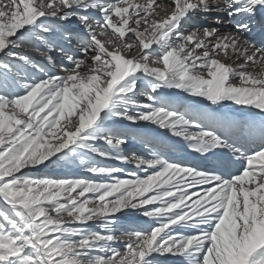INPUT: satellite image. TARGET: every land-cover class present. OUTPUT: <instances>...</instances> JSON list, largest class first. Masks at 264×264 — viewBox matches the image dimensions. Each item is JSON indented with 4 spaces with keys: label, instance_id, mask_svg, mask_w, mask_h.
Wrapping results in <instances>:
<instances>
[{
    "label": "snow or ice",
    "instance_id": "obj_1",
    "mask_svg": "<svg viewBox=\"0 0 264 264\" xmlns=\"http://www.w3.org/2000/svg\"><path fill=\"white\" fill-rule=\"evenodd\" d=\"M93 11L102 16L95 26ZM262 11L264 0H0V264H158L166 254L181 264H264V46L247 38ZM201 14L234 33L207 26L185 33ZM73 18L87 33L83 56L59 48L71 66L49 74L24 50L55 65V23ZM229 54L237 63L217 58ZM163 89L261 118L181 110ZM125 121L182 137L205 159L230 154L242 171L225 178L170 161L166 146L149 138L150 155H125L132 133L109 126ZM88 153L152 171L105 182L123 169ZM77 161L100 179L22 172ZM123 209L142 210L153 226L118 235L119 218L110 217ZM121 235L124 251L113 246Z\"/></svg>",
    "mask_w": 264,
    "mask_h": 264
},
{
    "label": "rangeland",
    "instance_id": "obj_2",
    "mask_svg": "<svg viewBox=\"0 0 264 264\" xmlns=\"http://www.w3.org/2000/svg\"><path fill=\"white\" fill-rule=\"evenodd\" d=\"M44 3H48V0H44ZM57 3H58V0H57ZM94 14V13H93ZM161 15V13H160ZM95 16H97V19H93V22L95 23L97 20H100L102 21V16H98L95 14ZM70 25H74L75 27H80L81 31L83 29H85L82 25L79 24V22L73 18L72 22ZM203 27H206V26H203ZM203 27H200V26H195V28H200L202 29ZM209 27V26H207ZM226 28V26H221L219 27V31L220 29H224ZM193 30V29H192ZM81 34V33H80ZM131 35V34H129ZM81 36V35H79ZM100 38H103L102 41H106L107 39H109V37H99ZM74 40L71 41V43H67L71 46H73L72 48H76V51H78V49L80 48V43L78 40H75V38H73ZM127 39V42H129L130 44L131 43H134V39H129V38H125ZM54 42H59L60 40L54 38L53 39ZM73 44V45H72ZM109 50L111 51V47H109ZM56 52V51H55ZM72 51H68V54H70ZM24 54L28 55L35 63H37L38 65H40L41 67H43L45 69L46 72H48L49 74H54V75H58V71L55 72V70L51 69H48V65L47 63H49V61L46 59V57L40 55L39 53L31 50V49H26L24 50ZM137 54H140L139 51H136V52H132L131 54H125L126 56H128L129 58H131L133 55H137ZM152 59V58H151ZM229 59H234L231 54H229V56L226 58V63H228V60ZM153 67H162V65H159V64H153L152 65ZM60 74V72H59ZM36 75H42V74H39V73H36ZM62 75V74H61ZM239 83V82H238ZM168 93L170 94V96H168ZM161 95H166L167 97H171V94L174 95V92L170 91L168 92L167 89H163L161 90ZM186 94V93H184ZM169 99H172V98H169ZM141 100L143 102H147L144 98H141ZM169 101V100H168ZM109 126L110 127H121V126H129V129H131L132 126L134 125H129V122L125 121L123 122V125H114L112 124V122H109ZM137 127V126H135ZM139 128H142V129H148V128H151L149 129L150 131V134L152 133H155V134H161L163 131L162 129H158L155 125H147V126H141ZM127 130V129H126ZM157 131V132H155ZM158 131H162L161 133H158ZM129 132L132 133L131 135V138L129 139L128 141V144L127 146H125V155H129L131 154L132 152H135L137 154L138 151H141V152H145L146 151V145L144 143V139L145 138H149V139H153L147 135H145L144 133H140V131H130ZM135 143L137 145H135ZM98 146L99 147H102L103 149H108V145H106L103 141H99L97 142ZM129 145V146H128ZM166 150L167 151H173L174 147L173 146H170V144L166 145ZM178 148V146L176 147V149ZM58 155H61V154H58ZM89 156V158H92L95 160V162L97 164H99L100 166H104V167H116V168H121L123 169L122 172H119V173H116L114 175V177H104L103 180L105 182H112L113 179H133V177H130V176H127L129 174L131 175H139L142 177V174L144 171V169H140L139 168V172H134V170H136V168H138L134 163H126V162H122V161H119V160H115V159H107V158H103V157H99V156H95L94 154H90L88 153L87 154ZM150 155V153H149ZM53 159H55V157H53ZM47 163V162H46ZM135 168V169H134ZM138 170V169H137ZM23 173H26L32 177H36V178H51V179H77V178H82V179H100V177H98L96 174H93V173H90L87 171V169L82 166L78 161L75 162V163H67V164H61V165H50L49 167H44L43 165H40L38 166L37 168H30V169H23L22 170ZM132 172V173H131ZM134 173V174H133ZM74 195V194H73ZM89 197L92 196L91 193L87 194ZM118 195V194H117ZM116 197L113 196V197H109V200H114ZM147 207H151V206H147ZM125 209H123L120 213H115L113 214V216H111L110 218L112 219H115V218H119L118 220V225L117 226H125V222L124 221H127L128 224L130 225V227H125L123 229H127V228H131L130 230L132 229H140V228H148V227H151L153 226V222L150 220V218L148 217H144L142 215V211H140L139 213L138 212H133V211H129V212H124ZM132 210V209H131ZM93 222H89L92 230H96V231H103L101 228H100V225L99 223H94V225L92 224ZM125 224V225H123ZM75 226H78V225H75ZM130 230H126V231H130ZM118 233H123V232H118ZM117 233V234H118ZM124 237H127L126 235H123ZM122 235L120 237H123ZM97 254H100V253H97Z\"/></svg>",
    "mask_w": 264,
    "mask_h": 264
},
{
    "label": "bare ground",
    "instance_id": "obj_3",
    "mask_svg": "<svg viewBox=\"0 0 264 264\" xmlns=\"http://www.w3.org/2000/svg\"><path fill=\"white\" fill-rule=\"evenodd\" d=\"M160 2H164V0H158V3H160ZM168 2H170V0H168ZM94 13V14H93ZM95 14L97 15V12H95V11H93V12H90V15L93 17V19H97V16H95ZM165 15V13L164 12H161V17H163ZM204 15H206V14H204ZM215 15V14H214ZM98 16H101V14H99ZM200 16V15H199ZM199 16H197V17H199ZM196 17H194L193 19H195ZM221 18H225V16H224V14H221ZM192 19V20H193ZM209 20L208 21H201L200 23L199 22H197V23H195V24H193V28H190V22L191 23H194L192 20L191 21H189L188 22V24H185L184 26H183V30L185 31V33H187V32H189V31H191L192 29H194L195 28V26L197 27V26H200V27H203V26H209L210 28L211 27H221L222 25L223 26H226V28H224V29H220V35H226V34H230V33H234V31H235V29H234V26L233 25H231V24H228V23H225V24H220V25H218V26H214L215 24H213V22H212V19L213 18H211V17H209L208 18ZM196 21H200V20H196ZM62 22H65V21H62ZM67 23V22H66ZM69 23V25L71 24V22H68ZM93 25L95 26V23L93 22ZM72 27H70L69 29V32L71 33L74 29H76V31H81V29H80V27H75L74 25H71ZM81 35L83 36L82 38H81V40H79V43H80V48L78 49V51H74L73 49H76V48H73L71 51V55H73V56H75V57H78V58H82V56H83V53H82V51H81V49H82V41L83 40H85L86 38H87V33H86V31H85V29H83L81 32ZM73 35V37H76V35H75V33H73L72 34ZM102 37V36H101ZM99 38V37H98ZM248 39H250V40H252L254 43H256L258 46H264V32H262V31H258V27L255 25V24H253V30H252V32L248 35V37H247ZM101 40H103V38H100ZM126 40V42H127V39H125ZM71 41L72 40H67V42L68 43H71ZM127 43H129V42H127ZM73 45V44H72ZM73 46H71V48H72ZM154 48L156 47V46H153ZM149 51H151V50H149ZM67 54H68V51H65ZM132 52H127V51H125V53L124 54H131ZM52 55H53V58L54 59H56V60H59L60 61V59L58 58V54H54V52L52 53ZM140 54H137V55H135V56H139ZM228 57V56H227ZM226 56H223V55H221V56H219V57H217L218 59H221L223 62H225L226 63V58H227ZM150 60H151V57H150ZM228 63H233V64H235V63H237V61H235L234 59H229L228 60ZM60 65H64V66H71L70 65V63H67L66 62V64H62V63H60ZM153 65V64H152ZM257 71H259V69H257ZM58 75H61L62 73L60 72V74H59V72L57 73ZM203 74V73H202ZM237 83L239 82V81H236ZM177 101H180V99H178L177 98ZM191 104L192 105H194V106H196V105H201V106H198L197 107V112L196 113H200V112H205V111H211V110H214V111H216L217 112V114L219 113V111H220V109H218L216 106H212V105H209L210 104V102H208V101H201V100H193V101H191ZM176 106L177 107H179V108H182V107H185V108H187V106L185 105V106H183V105H178V104H176ZM181 110H184V109H181ZM190 110V109H189ZM191 111V110H190ZM192 112V111H191ZM194 113V112H193ZM141 127V126H140ZM145 129V128H144ZM149 129H151V128H148L147 130H149ZM162 131H163V136H165V137H167L168 139H170V140H172V141H174V142H176V144L177 145H179L180 146V148H181V150H182V153H183V155H182V158H183V161H181V162H179V163H181V164H184V165H188V166H197L198 165V167L200 166L198 163H202L201 162V154H199V153H196V152H193L192 151V149L189 147V145H188V143L186 142V141H184L183 140V138L182 137H175L171 132H167L166 130H163L162 129ZM129 146V145H128ZM133 153V152H132ZM141 154V153H140ZM174 162H177V161H174ZM238 162V166L240 167V169H241V171H242V164L239 162V161H237ZM201 167H203L202 168V170H206V171H214V172H217L218 174H220V175H223L225 178H231L232 176H233V171H232V169H231V166L229 165V164H227L225 161L224 162H222L221 164H219V165H204V166H200L199 168H201ZM139 168L140 167H138V168H136V169H138V171L137 170H134V172H138L139 174H140V172H141V170H140V172H139ZM135 169V168H134ZM141 169V168H140ZM143 169V168H142ZM144 172L143 173H141L142 174V177H144L145 175H149V174H151V169H149L147 172H145V170H143ZM132 173V172H131ZM134 174V173H133ZM140 174V175H141ZM127 176H130V177H133L134 178V175H131V174H129V175H127ZM188 180H189V182L191 181V177H188L187 178ZM189 191H201V189H189ZM151 194V193H150ZM129 211H135V212H140V211H142V210H131V209H125L124 210V212H129ZM125 222V224H128V222L127 221H124ZM125 224H123V225H125ZM94 225V224H93ZM75 226V225H74ZM125 232H127V231H125ZM118 235H120V234H118ZM123 236V235H122ZM127 239H128V237H121L120 238V240L121 241H123V242H126L127 241ZM120 245L122 244V243H119ZM122 246H123V244H122ZM119 250L120 251H124V249H122V248H119ZM165 256H167L169 259H168V261H170V260H174V261H177L178 262V264H181V259L180 258H178V257H175V256H172V255H170V254H166ZM158 263H161V262H158ZM162 264V263H161Z\"/></svg>",
    "mask_w": 264,
    "mask_h": 264
}]
</instances>
